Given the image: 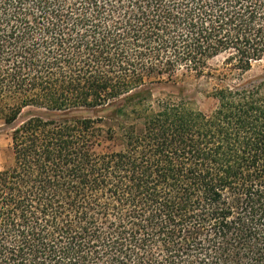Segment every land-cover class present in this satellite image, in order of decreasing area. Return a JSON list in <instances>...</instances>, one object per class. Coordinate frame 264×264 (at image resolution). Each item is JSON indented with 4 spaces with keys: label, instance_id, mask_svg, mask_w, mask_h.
<instances>
[{
    "label": "trees",
    "instance_id": "16d2710c",
    "mask_svg": "<svg viewBox=\"0 0 264 264\" xmlns=\"http://www.w3.org/2000/svg\"><path fill=\"white\" fill-rule=\"evenodd\" d=\"M263 59L264 0H0V264H264Z\"/></svg>",
    "mask_w": 264,
    "mask_h": 264
},
{
    "label": "rangeland",
    "instance_id": "374dc122",
    "mask_svg": "<svg viewBox=\"0 0 264 264\" xmlns=\"http://www.w3.org/2000/svg\"><path fill=\"white\" fill-rule=\"evenodd\" d=\"M224 55L218 56L210 61V71L218 72L223 70ZM248 81L257 82L264 78V59L255 62L252 68L244 75ZM214 81L204 76H197L195 74L188 76H179L176 83L166 84H152L143 87L146 90H151L154 97L162 95V93L175 92L181 93L195 102L196 106L201 110L210 113L217 106V100L212 96ZM34 110L27 108L23 111L21 116L16 121V125L20 124L23 120L28 118ZM107 113L106 110L101 111H82L83 115H101ZM11 132L12 126L6 125L3 120H0V169L12 163L13 154L11 148ZM119 149L121 148L120 142H105L102 149Z\"/></svg>",
    "mask_w": 264,
    "mask_h": 264
}]
</instances>
